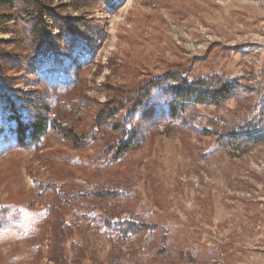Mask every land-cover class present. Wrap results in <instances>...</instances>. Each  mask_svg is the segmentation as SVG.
I'll return each instance as SVG.
<instances>
[{"label": "rangeland", "instance_id": "1", "mask_svg": "<svg viewBox=\"0 0 264 264\" xmlns=\"http://www.w3.org/2000/svg\"><path fill=\"white\" fill-rule=\"evenodd\" d=\"M0 264H264V0L0 6Z\"/></svg>", "mask_w": 264, "mask_h": 264}, {"label": "trees", "instance_id": "2", "mask_svg": "<svg viewBox=\"0 0 264 264\" xmlns=\"http://www.w3.org/2000/svg\"><path fill=\"white\" fill-rule=\"evenodd\" d=\"M11 3H12V0H0V6L6 7V6H9ZM220 93L225 95L226 91L222 90V91H220ZM200 95L201 94H195L196 97H199L198 98V99H200L199 101H203V100L209 98V96H203V95H201V98H200ZM227 98L228 97H225L224 99H227ZM46 128H47V125H46V123H44L43 120H35L29 129H30L32 134H34L36 136H40L45 131ZM73 137H75V135H73ZM130 149H131V145H128L127 142L122 141V142L118 143L116 151H118L119 155L120 154L122 155L125 152L129 151ZM55 226H56L55 231L57 232L55 237H58L59 236L58 232L60 233V235H62L63 226H64L63 221H58L55 224ZM127 228L129 229V226L125 227V229H127ZM57 244H58V241H57Z\"/></svg>", "mask_w": 264, "mask_h": 264}]
</instances>
